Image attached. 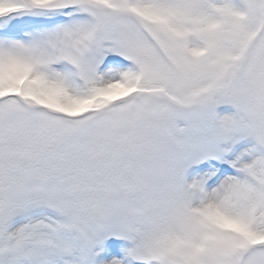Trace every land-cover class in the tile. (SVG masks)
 <instances>
[{
    "label": "snow or ice",
    "instance_id": "6c2138e0",
    "mask_svg": "<svg viewBox=\"0 0 264 264\" xmlns=\"http://www.w3.org/2000/svg\"><path fill=\"white\" fill-rule=\"evenodd\" d=\"M0 264H264V0H0Z\"/></svg>",
    "mask_w": 264,
    "mask_h": 264
}]
</instances>
